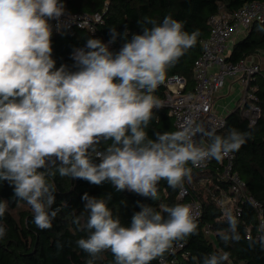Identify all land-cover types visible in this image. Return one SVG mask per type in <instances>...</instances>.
I'll use <instances>...</instances> for the list:
<instances>
[{
	"label": "clouds",
	"instance_id": "obj_1",
	"mask_svg": "<svg viewBox=\"0 0 264 264\" xmlns=\"http://www.w3.org/2000/svg\"><path fill=\"white\" fill-rule=\"evenodd\" d=\"M64 13L61 0H0V182L7 181L14 198L31 207L38 229H51L60 212L52 207L56 185L50 178L57 173L96 186L109 182L117 192L157 201L161 180L184 191L194 167L222 162L251 138V132L235 128L218 135L216 128L191 118L180 130L148 136L154 111L164 107L154 93L168 69L196 45L199 30L189 34L170 15L159 24L147 19L151 27L138 21L142 34L125 39L118 52L88 38L83 48L73 50L77 70L69 71L65 65L57 68L52 58L49 21L59 22ZM118 35L110 28L109 43ZM82 200L84 211L72 223L87 232L76 241L89 257L86 264H95L105 252L114 264H166V253L175 255L176 248L199 235L189 204H162V211L140 204L130 226H123L104 199L85 193ZM6 210L7 202L0 200V219ZM222 212L228 228L220 239L225 245L239 242L237 215L231 207ZM257 231L261 234L254 238L246 230L245 238L250 248L258 244L264 250V222ZM5 235L0 223V239ZM57 247L62 245L57 242ZM229 256L206 255L202 264H225Z\"/></svg>",
	"mask_w": 264,
	"mask_h": 264
},
{
	"label": "trees",
	"instance_id": "obj_2",
	"mask_svg": "<svg viewBox=\"0 0 264 264\" xmlns=\"http://www.w3.org/2000/svg\"><path fill=\"white\" fill-rule=\"evenodd\" d=\"M249 1L255 0H61L74 12L103 13V20L97 25L95 33L84 28L55 31L53 20H50L52 58L57 68L65 65L67 70L76 71L72 52L76 48H83L88 38H98L107 44L111 39L110 28H116L120 35L108 45L109 50L115 53L120 50L125 39H131L132 34H142L138 21L145 27H151L144 23L147 19L159 24L170 15L183 23L184 31L191 34L199 30L200 33L196 45L167 71L166 79L174 75L184 77L185 91H189L194 86L192 68L201 54V40L209 34V18L220 10L233 12ZM260 27H264V22L254 23L248 33L233 45L229 60L238 62L264 49V31L258 30ZM126 31L127 37L124 36ZM251 86L254 87L253 103L261 108L259 119L251 124L238 108H234L227 115L226 129L217 134L226 136L232 128L252 133L247 143L235 152L234 169L246 182L248 193L261 203L264 218V75L259 74ZM165 90L162 84L154 95L162 99ZM146 131L151 139L156 138V132L177 131L169 108L164 106L154 111V119ZM104 146L102 144L101 148ZM94 162L98 164L100 161L95 159ZM222 172L223 166L215 160H211L205 172L193 170L192 182L188 183L189 194L182 199L177 198L178 189L169 188L167 182L161 180L158 184L160 199L157 201L127 190L117 192L109 182L96 186L83 179L61 178L57 173L54 178H50L56 185L55 204L52 207L59 208L60 212L49 230L38 229L32 220L31 207H27L25 201L14 198L13 187L7 181L0 182V200L7 202L6 213L0 219L6 228L5 237L0 239V264H86L89 257L77 246L76 241L86 238L87 232L78 230V226L72 223L74 215L84 211L85 201L82 197L85 193L90 197L104 199L113 216H118L123 226H130L133 214L141 210L140 204L162 211V204L174 206L186 204L193 199L199 200L203 205V213L197 218L199 235L191 236L184 247L176 249L175 255L166 253V264H202L206 255L222 252L230 253L225 264H264V250L258 244L250 248L245 238L246 230L254 238L261 234L257 231L258 210L249 201H240L241 213L237 216L238 232L242 239L239 242L231 241L228 245L220 239L219 233L226 230L228 224L223 219L224 207L216 202L215 197L220 194V187L228 192L230 189V182L219 177ZM201 177L209 181L202 185L199 180ZM83 215L86 219L87 213ZM57 242L62 248L58 249ZM95 264H114V258L110 252H105ZM151 264H159V261L154 260Z\"/></svg>",
	"mask_w": 264,
	"mask_h": 264
},
{
	"label": "built area",
	"instance_id": "obj_3",
	"mask_svg": "<svg viewBox=\"0 0 264 264\" xmlns=\"http://www.w3.org/2000/svg\"><path fill=\"white\" fill-rule=\"evenodd\" d=\"M64 6L65 13L59 22L53 20L55 31L84 28L90 33H95L97 25L103 20V13L74 12L66 4ZM256 22H264V1H249L233 12L220 10L209 18V34L201 40V54L192 68L193 89L185 91L186 79L180 75L171 76L164 83L166 90L160 100L169 108L177 130H180L189 118L206 127L216 128L217 133L225 130L228 113L225 115L217 113L214 107V95L222 90L227 81H234L243 86L242 96L235 108H238L251 124H255L259 119L261 108L253 103L254 87L251 83L259 74L264 75V49L238 62L228 59L231 53L229 43L235 44V40L244 37ZM196 139L199 142L200 136L197 135ZM235 157L236 154L233 153L219 162L223 166V172L219 177L223 181L230 182V189L228 192L220 187V194L215 200L222 207H230L229 204H232L233 212L237 216L241 213L240 201H252L256 205L253 206L251 203L252 206L258 210L257 219L260 225L264 222L262 205L248 193L246 182L234 169ZM210 164L211 161L206 166L194 167L193 170L205 172ZM199 180L209 181L206 177H201ZM184 189V191L179 190L178 199L189 194L187 181ZM186 204L191 205L196 218L202 215L203 205L199 200L193 199Z\"/></svg>",
	"mask_w": 264,
	"mask_h": 264
},
{
	"label": "rangeland",
	"instance_id": "obj_4",
	"mask_svg": "<svg viewBox=\"0 0 264 264\" xmlns=\"http://www.w3.org/2000/svg\"><path fill=\"white\" fill-rule=\"evenodd\" d=\"M241 38H238L237 41H239ZM236 41V42H237ZM233 42L229 43V48H230V52L233 48ZM194 79V77H193ZM243 93V86L240 85L237 82L234 81H227L225 86L222 88L221 91L217 92L214 96H215V106H219L221 107V110H224L225 108H227L229 106V108H227V110H232L233 108H235L237 105L238 100L241 98ZM226 110V109H225ZM226 110V111H227ZM200 183L202 185L205 184V180L204 181H200ZM20 206H25V205H20ZM29 205L27 204V207ZM229 206L231 208H233L232 204H229ZM21 208V207H19ZM30 208V206H29Z\"/></svg>",
	"mask_w": 264,
	"mask_h": 264
},
{
	"label": "crops",
	"instance_id": "obj_5",
	"mask_svg": "<svg viewBox=\"0 0 264 264\" xmlns=\"http://www.w3.org/2000/svg\"><path fill=\"white\" fill-rule=\"evenodd\" d=\"M235 41H237V40H235ZM216 104H214V107H215V110L217 111V113L218 114H220V115H225L226 113H229L231 110H227V108H229V106L227 107V108H225L224 110H221V107H219L218 105L217 106H215ZM236 106V105H235ZM234 109V108H233ZM232 109V110H233Z\"/></svg>",
	"mask_w": 264,
	"mask_h": 264
}]
</instances>
